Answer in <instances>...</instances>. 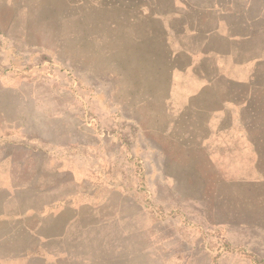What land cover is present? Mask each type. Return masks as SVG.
Here are the masks:
<instances>
[{"label":"rangeland","instance_id":"rangeland-1","mask_svg":"<svg viewBox=\"0 0 264 264\" xmlns=\"http://www.w3.org/2000/svg\"><path fill=\"white\" fill-rule=\"evenodd\" d=\"M0 29L8 153L66 188L69 264H264V0H24Z\"/></svg>","mask_w":264,"mask_h":264},{"label":"crops","instance_id":"crops-1","mask_svg":"<svg viewBox=\"0 0 264 264\" xmlns=\"http://www.w3.org/2000/svg\"><path fill=\"white\" fill-rule=\"evenodd\" d=\"M86 3L87 0H64V4L80 7V10ZM23 4L24 0H0V7ZM146 14L151 15L150 11ZM74 16L69 15L67 19L71 21ZM159 18L160 22L164 20L162 16ZM77 19L81 21L80 16ZM201 54L206 57L209 52ZM211 54L223 56L214 51ZM1 114L0 264H69L67 237L75 212L67 199L66 188L61 185L51 188L50 175L36 174L34 157H17L26 155L27 151L8 153L7 121L2 120Z\"/></svg>","mask_w":264,"mask_h":264}]
</instances>
